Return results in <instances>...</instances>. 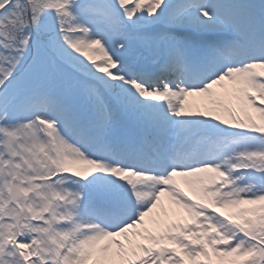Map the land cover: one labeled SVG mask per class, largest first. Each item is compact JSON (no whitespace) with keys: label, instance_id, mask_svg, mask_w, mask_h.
Listing matches in <instances>:
<instances>
[{"label":"snow or ice","instance_id":"6c2138e0","mask_svg":"<svg viewBox=\"0 0 264 264\" xmlns=\"http://www.w3.org/2000/svg\"><path fill=\"white\" fill-rule=\"evenodd\" d=\"M0 264H264V0H0Z\"/></svg>","mask_w":264,"mask_h":264},{"label":"rangeland","instance_id":"374dc122","mask_svg":"<svg viewBox=\"0 0 264 264\" xmlns=\"http://www.w3.org/2000/svg\"><path fill=\"white\" fill-rule=\"evenodd\" d=\"M190 101L198 102V98H190Z\"/></svg>","mask_w":264,"mask_h":264},{"label":"bare ground","instance_id":"6f19581e","mask_svg":"<svg viewBox=\"0 0 264 264\" xmlns=\"http://www.w3.org/2000/svg\"><path fill=\"white\" fill-rule=\"evenodd\" d=\"M190 99V98H189Z\"/></svg>","mask_w":264,"mask_h":264}]
</instances>
